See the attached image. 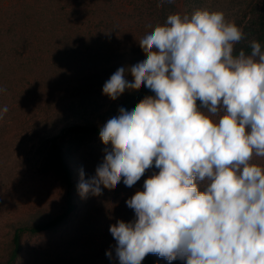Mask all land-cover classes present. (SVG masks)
<instances>
[{"label": "clouds", "instance_id": "obj_1", "mask_svg": "<svg viewBox=\"0 0 264 264\" xmlns=\"http://www.w3.org/2000/svg\"><path fill=\"white\" fill-rule=\"evenodd\" d=\"M245 39L223 11L170 14L138 42L146 58L104 83L112 100L142 86L154 93L107 120L99 136L110 148L94 176L80 172L86 197L158 169L126 201L135 218L109 228L119 264L149 254L169 264H264V167L252 163L264 158V48L253 39L250 54L237 53Z\"/></svg>", "mask_w": 264, "mask_h": 264}, {"label": "rangeland", "instance_id": "obj_2", "mask_svg": "<svg viewBox=\"0 0 264 264\" xmlns=\"http://www.w3.org/2000/svg\"><path fill=\"white\" fill-rule=\"evenodd\" d=\"M248 1L174 0L175 9L167 14H191L207 8L223 11L228 20L234 21ZM158 4L156 0L110 2V12L86 18L93 21L83 26V36L89 41L76 49L70 45L65 51L49 48L50 53L38 61L41 67L36 68L34 63L38 80L32 89L31 103H25L30 114L23 123L0 119V263L12 251V236L17 227L51 219L67 205V187L51 155L50 142H42L33 134L37 131L50 135L67 161L72 174L70 191L74 208L69 218L53 230L23 231L15 264H119L116 241L109 228L118 220L130 222L135 218L126 201L138 190L142 191L144 180L158 169L146 170L130 188L121 180L114 189H103L99 196L81 197L78 192L81 170L86 180L94 176L105 148L110 145H104L99 134H75L66 127L77 121L103 125L116 115L124 93L112 100L103 94V85L118 68L130 67L146 58L138 42L153 27L162 24ZM106 14H110L108 18L116 16L123 25L99 21ZM126 79L133 80L130 72L126 73ZM80 99L84 100L81 105ZM70 103L79 106L78 115L87 120L72 119ZM55 110L62 111L50 116ZM38 122L43 126H36ZM52 123L58 126L47 129ZM252 163L264 167V158L254 157ZM109 251L111 257L106 255ZM149 255L156 264H169L166 259ZM142 264L149 262L145 258ZM171 264L184 262L177 259Z\"/></svg>", "mask_w": 264, "mask_h": 264}, {"label": "trees", "instance_id": "obj_3", "mask_svg": "<svg viewBox=\"0 0 264 264\" xmlns=\"http://www.w3.org/2000/svg\"><path fill=\"white\" fill-rule=\"evenodd\" d=\"M104 1V2H102ZM160 3V0H156ZM105 2H108L106 4ZM115 0H0V88L6 89L0 92V109L5 105L8 112L4 118L10 121L23 123L30 114L28 104L33 98L32 89L37 83L35 72L40 65L38 61L41 56L50 53L49 48H57L65 51L71 45L72 48H80L89 39L83 36V26L92 24L86 18L98 15L102 11L110 12L109 5ZM175 3H164L159 6L160 19L162 24L168 17L167 12H172ZM124 6V5H123ZM127 10L126 7H123ZM110 14L102 15L98 19L105 24L121 27L123 25L117 17H109ZM123 20V19H122ZM237 26L243 29L246 39L235 45L236 52L244 49L250 54L249 42L257 40L264 48V0H249L243 10L234 19ZM71 57V55L69 54ZM37 67H33L34 63ZM41 67V66H40ZM35 78V79H34ZM154 93L142 86L139 90H126L120 99L119 108L132 110L146 96H153ZM84 100H79V105ZM199 105V101H197ZM78 107L70 103L68 106L69 116L75 120H87L78 115ZM77 110V111H74ZM62 110L51 112L50 116H57ZM115 115V116H116ZM54 122V121H53ZM36 126H43L40 122ZM104 125V124H103ZM103 125L85 123H71L66 127L68 132L75 134L95 133ZM58 125L52 123L47 129H54ZM33 134L42 142H50V152L56 166L62 173L67 187V205L64 211L55 217L37 223H23L17 227L12 236V251L8 259L0 264H15L21 251V234L27 230L32 233L53 230L63 224L72 212L74 206L70 188L72 186V174L67 165L60 147L50 135H40L33 131ZM149 264H156L150 255L146 256Z\"/></svg>", "mask_w": 264, "mask_h": 264}]
</instances>
